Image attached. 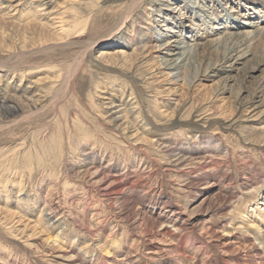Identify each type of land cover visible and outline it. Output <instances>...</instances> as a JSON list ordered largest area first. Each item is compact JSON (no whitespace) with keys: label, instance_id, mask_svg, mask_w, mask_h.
Segmentation results:
<instances>
[{"label":"rangeland","instance_id":"374dc122","mask_svg":"<svg viewBox=\"0 0 264 264\" xmlns=\"http://www.w3.org/2000/svg\"><path fill=\"white\" fill-rule=\"evenodd\" d=\"M139 1L0 0V264H264V0Z\"/></svg>","mask_w":264,"mask_h":264},{"label":"bare ground","instance_id":"6f19581e","mask_svg":"<svg viewBox=\"0 0 264 264\" xmlns=\"http://www.w3.org/2000/svg\"><path fill=\"white\" fill-rule=\"evenodd\" d=\"M141 1V0H140ZM139 1V2H140ZM185 2H187L188 4H189V6H191L192 8H199V6L198 5H194L192 2H191V0H184ZM140 5V4H139ZM132 8V7H131ZM198 15L199 16H202L203 18H201L203 21V23L204 24H206L207 23V20H206V18H205V16H203L201 13H198ZM210 20V19H209ZM229 21H232V25L233 26H230V24H229ZM223 22H225V24L226 25H229L230 27H232V28H234V29H236L235 31H238V30H240L239 28H250V30H251V28H254L255 27V29H256V24H255V21L254 20H252V19H248L247 18V20L246 21H241V20H234V19H232V18H230L229 16H227L224 20H223ZM223 25V24H222ZM223 26H217V27H214L215 28V30L214 31H216L217 29H219V28H222ZM259 27V26H258ZM257 27V28H258ZM261 28H262V26H261ZM254 29V30H255ZM258 29H260V28H258ZM227 30V29H226ZM225 30V31H226ZM249 30V31H250ZM261 30V29H260ZM241 31V30H240ZM240 31H238V32H235V33H240ZM258 31V30H257ZM255 32L256 34L258 33V32ZM264 31V30H263ZM211 32V31H210ZM222 32H224V31H222ZM242 32V31H241ZM251 32V31H250ZM249 32V33H250ZM233 33V32H232ZM243 33V32H242ZM242 33H240V34H242ZM245 34H247L248 33V31H245L244 32ZM243 33V34H244ZM255 33H253L252 32V34H254L255 35ZM264 33V32H263ZM240 34H236L237 36L236 37H239L240 36ZM261 34V33H260ZM230 35V34H229ZM228 35V36H229ZM232 36H233V34H231ZM248 35V34H247ZM254 35H250V36H254ZM259 35V34H258ZM243 36V35H242ZM256 36V35H255ZM226 37V36H225ZM241 37V36H240ZM247 37V36H246ZM257 38H258V36H256ZM181 38V37H180ZM227 38H229V37H227ZM231 39H233L232 37H230ZM229 38V39H230ZM235 38V37H234ZM244 38V37H243ZM255 38V37H254ZM253 38V39H254ZM263 38V37H262ZM183 39V38H182ZM230 39V40H231ZM241 39V38H240ZM248 39H249V37H248ZM235 41H233L234 43L233 44H237L239 41L237 40V39H234ZM176 43L175 44H172V43H168V40H167V42H165L164 43V46H166V47H174L173 49H171V50H174V51H176L174 54H179L178 55V57L177 58H172L171 59V61H170V63L168 62H166V61H164L162 64H163V66L165 67V68H167V69H175L176 70V67H180V66H183L184 64H186L187 63V60L190 58V53L192 52V51H194L193 50V48H190V46H184V44H183V42L180 40V39H178V40H174ZM185 41V40H184ZM241 41V40H240ZM247 41V40H246ZM249 41V40H248ZM254 41H256V40H252V38L250 39V44H251V46L253 45V42ZM60 42V41H59ZM255 43V42H254ZM230 44H231V42H230ZM242 44H243V42H242ZM241 44V45H242ZM250 44H248V45H250ZM188 45V44H187ZM239 45V44H238ZM255 45V44H254ZM233 46H235V45H233ZM68 47V46H67ZM191 47H193L192 45H191ZM237 47V46H236ZM144 48V47H143ZM237 48H239V47H237ZM247 48H249V47H247ZM247 48H245V49H247ZM240 49H241V47H240ZM250 50H251V48H249ZM248 49V50H249ZM233 50V49H232ZM236 50V49H235ZM242 51V53H238V55H236L235 57H236V59H239V58H241L242 56H245L246 55V53H244V51L243 50H241ZM231 52H233L234 53V51H231ZM240 52V51H239ZM248 52V51H247ZM250 52V51H249ZM104 53V52H103ZM252 53V52H251ZM102 54V53H101ZM193 54V53H192ZM227 54H228V52H227ZM249 54V53H248ZM172 55V54H171ZM235 55V54H234ZM224 57V56H223ZM232 58V57H231ZM186 61V62H185ZM233 61V60H232ZM190 63V62H189ZM162 64H161V66H162ZM70 77V76H69ZM66 79V78H65ZM69 80H70V78H69ZM62 81V80H61ZM64 81V80H63ZM67 82V81H66ZM62 83H64V82H62ZM62 83H60V85L62 84ZM59 84V83H58ZM71 88H73V87H71ZM55 92V91H54ZM54 94H57V93H54ZM54 96V95H53ZM51 98H47V99H45V100H41L42 102H41V104L39 103L38 104V106L37 107H34V108H32V107H30L29 108V111H28V113L26 114V115H29V114H31V113H33V112H35V110L37 109L38 110V108H41L42 106H44L49 100H50ZM8 100V99H7ZM23 100V99H22ZM21 100V101H22ZM51 102V101H50ZM19 104V103H18ZM16 105V104H15ZM41 105V106H40ZM49 105V104H48ZM21 106V105H20ZM18 107V106H10V105H8V104H3V110H2V113H0V123H7L8 121H5V120H3V119H6L7 117H8V115H10V116H12V115H14L15 113H17L18 111H20L21 109L20 108H22V107ZM23 106H25V105H23ZM31 106V105H30ZM46 106V105H45ZM19 113V112H18ZM26 115L25 116H23L22 118L24 119V117H26ZM7 119H9V118H7ZM15 119V118H14ZM5 121V122H4ZM14 121V120H13ZM186 174V173H185ZM188 183V182H187ZM182 185H184V183L182 184ZM185 186V185H184ZM107 190V189H106ZM105 191V190H104ZM114 191V190H113ZM105 193V192H104ZM106 193H108V192H106ZM109 195V194H108ZM105 196V195H104ZM259 204H260V202L258 201V202H256L254 205H255V208L254 209H252V211H255L256 209H261V206H259ZM253 205V206H254ZM51 206V205H50ZM252 206V207H253ZM262 236V235H261ZM257 239H259V238H257ZM253 253V252H252ZM256 255H257V257L260 259V256H261V254H260V252L258 251L257 253H256ZM251 262V261H250ZM263 262V261H262ZM247 263V262H246ZM242 264H244V262L242 263ZM249 264H252V263H249ZM258 264V263H257Z\"/></svg>","mask_w":264,"mask_h":264}]
</instances>
